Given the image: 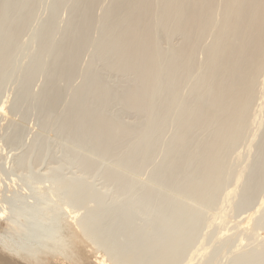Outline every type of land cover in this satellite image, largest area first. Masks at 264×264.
<instances>
[{
  "label": "bare ground",
  "instance_id": "6f19581e",
  "mask_svg": "<svg viewBox=\"0 0 264 264\" xmlns=\"http://www.w3.org/2000/svg\"><path fill=\"white\" fill-rule=\"evenodd\" d=\"M30 117L86 170L20 156L0 264H82L86 241L95 264H264V0H0L6 142Z\"/></svg>",
  "mask_w": 264,
  "mask_h": 264
},
{
  "label": "rangeland",
  "instance_id": "374dc122",
  "mask_svg": "<svg viewBox=\"0 0 264 264\" xmlns=\"http://www.w3.org/2000/svg\"><path fill=\"white\" fill-rule=\"evenodd\" d=\"M100 66H102V65H100ZM112 74H113V72H106L105 73L107 79L111 83H114V82L118 81L120 77L112 75ZM11 89L12 88H10V86H9V88L7 89L8 92L5 91L6 96H8L9 94L11 95V92H10V91H12ZM120 110H121L120 107H115L113 109V113L117 114L120 112ZM30 118L31 119H28L26 122V128L24 131V136L20 139L21 141L19 140L18 144H15L16 146L13 144H10L9 142H6L7 140L3 138V135L6 131H5V129L2 130L0 128V144H1L0 145V160H1L0 166H2V167L5 166V169L0 168V170L6 171L9 169L8 171H6L7 174L2 173L0 171L1 172V174H0V185L2 184L1 185L3 187V188H1L2 190H4L5 186H6L7 190L9 191V192H6L8 196L11 194V191H12V193H14V191H16L15 193H20L21 195H24V194L28 195L27 192H30L28 187L25 186V184H22L23 180L21 181V179H23L22 175L27 174V171H26L25 167H23L22 165H19L17 163L19 161L20 156L23 153L27 152L26 153L27 156L31 154L32 163L30 164V170H32L37 176H39L41 174L39 177H41L43 175V173L46 172V170H49L48 168L51 169V168L57 167V169H60V172L62 174L67 175V176L83 175L85 173V170H86V168L79 161V157L78 156L73 157V153L69 149L70 148L69 145H71V143L64 140L66 137L62 136V139H60L59 135L55 132H52L49 130L39 131L38 126H36L37 125L36 119L34 117H30ZM123 120L125 122H133L135 120V117L132 114H125V115H123ZM37 134H39V136L36 137ZM106 164L107 163H99L96 167H94V169L92 170L91 173L86 174L85 179L88 183L94 184L98 190L105 191V193L108 196H111L114 194L115 189H116L114 184H112L113 180L110 179L108 176L106 177L104 174L100 173L101 168ZM59 165H60V167H59ZM20 171H22V172H20ZM58 171L59 170H56V172H58ZM9 172H11V173L9 174ZM38 172L40 173L39 175H38ZM12 173L15 174L16 176H13ZM6 175H8V178L10 177L8 184L6 183L7 181H5V180H8ZM19 175L21 176V179H20ZM6 184L8 185V187ZM19 184H20V186H19ZM48 184L49 183L46 182L44 185H48ZM13 185H15L16 187ZM22 186L25 188H23ZM22 188L25 189V191L22 190ZM11 189H13L14 191ZM262 195H264V192L262 193ZM10 196H12V194ZM131 202H133V201H131ZM0 205H1V203H0ZM4 205L8 206V204L7 205L4 204ZM82 211L84 212V210H81V213H82ZM232 213L233 214H231V216H232V218L234 217V219H235V217H236V219H241L242 218L241 216L245 214V213H243V211L240 213L235 212L236 216H235L234 212H232ZM0 221L4 222V219L0 218ZM231 231H230V233L234 234V232H231ZM236 242L237 241H235V244L239 243V242L238 243H236ZM245 242H247V241H244L243 245H245ZM81 245H83L82 248H84V246H86V247L84 248L85 252L81 253L82 255L84 254L82 256V259H81L84 261L82 262L80 260V263L82 262V264H95L94 259H95L96 255L101 257V258L102 257L105 258V256H104L105 252L104 251L102 252V250L93 249L92 251H90L91 250L90 248H92V247H90V244H88L87 241L85 242V245H84V243H82ZM86 248H87V252H86ZM74 249L76 250L75 246H74ZM94 251H96V252H94ZM78 252L79 251L77 249L76 253H78ZM74 255H77V254H74ZM60 257H62V256H60ZM61 260H63V258H61ZM67 261H69V260H67ZM196 261H197V259L194 260L193 263H195ZM222 261L225 262V258H223ZM71 264H74V263H71ZM76 264H78V263H76Z\"/></svg>",
  "mask_w": 264,
  "mask_h": 264
}]
</instances>
